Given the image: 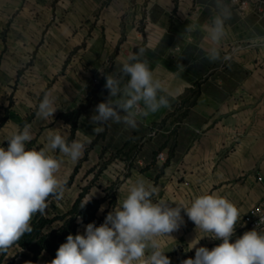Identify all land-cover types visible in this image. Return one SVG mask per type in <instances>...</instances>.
Listing matches in <instances>:
<instances>
[{
    "label": "crops",
    "instance_id": "0c3cea01",
    "mask_svg": "<svg viewBox=\"0 0 264 264\" xmlns=\"http://www.w3.org/2000/svg\"><path fill=\"white\" fill-rule=\"evenodd\" d=\"M210 4L0 0V146L7 148L6 139L25 124L31 126L30 149L44 146L50 128H60L69 142L91 140L74 163L52 153L63 161L58 177L65 192L59 201L49 198L46 216L71 211L87 186L79 203L92 197L85 206L93 205V216L84 220L78 215L82 223L77 217V234H84L87 224L104 222L130 182L143 177L158 189L154 201L187 203L211 192L227 197L241 213L232 242L253 230L243 218L264 199V0H235L219 45L220 59L214 62L201 48L202 26L211 22ZM188 24L201 30L188 33ZM140 48L145 49L142 59L163 82L169 106L139 120L135 129L108 121L101 135L95 133L91 117L109 95L104 73L119 77L121 61ZM94 77L102 82L90 97ZM45 95L58 108L47 120L36 116ZM131 148L134 164L117 152ZM160 150L167 153L165 164L153 161ZM104 153L115 156L98 170ZM181 215L184 224L171 233L174 239L162 240L171 264L194 258L190 243L197 231V239L206 235L196 231L183 211ZM257 231L264 232V227ZM221 242L205 236L196 247L212 249ZM34 255L16 244L0 255V264H49L55 258L46 249L35 261Z\"/></svg>",
    "mask_w": 264,
    "mask_h": 264
},
{
    "label": "clouds",
    "instance_id": "9594fccd",
    "mask_svg": "<svg viewBox=\"0 0 264 264\" xmlns=\"http://www.w3.org/2000/svg\"><path fill=\"white\" fill-rule=\"evenodd\" d=\"M235 0H211V22L202 26L205 32L201 45L209 61L220 59L219 45L227 35L226 22L232 18ZM201 30L198 24H188L185 31ZM140 48L121 61L120 76L104 73L108 98L96 105L91 122L94 132L103 130L108 121L123 123L131 129L139 120L169 106L163 82L157 78ZM126 78V79H125ZM58 108L54 98L45 95L36 110L38 118H53ZM69 127V126H63ZM31 126L18 127L0 146V255L32 232L31 221L37 213L46 214L49 198H63L65 185L58 177L63 161L52 153L57 151L73 163L78 161L91 140L73 139L69 142L58 129H49L44 146L28 148L32 141ZM158 189L143 177L130 182L126 195L108 212L99 226L95 222L85 226L84 234H69L55 258L49 264H171L162 243L174 239L171 233L184 224L183 211L206 235L190 243L195 257L182 264H264V232L256 229L245 232L232 242L238 221L239 208L227 197L216 192L194 197L190 202L154 201ZM92 197L84 202L83 208ZM105 206H100V212ZM82 223V218L78 217ZM208 236L222 241L212 249L196 247Z\"/></svg>",
    "mask_w": 264,
    "mask_h": 264
},
{
    "label": "trees",
    "instance_id": "16d2710c",
    "mask_svg": "<svg viewBox=\"0 0 264 264\" xmlns=\"http://www.w3.org/2000/svg\"><path fill=\"white\" fill-rule=\"evenodd\" d=\"M87 186L83 188L78 199L75 201L74 206L71 211L61 215H55L53 217H48L46 215H41L39 213L31 221L32 232L26 233L17 244L29 248L34 251L35 255L33 261L37 258L39 253L46 249L54 257L58 247L66 242V237L69 234H77V217L82 214L84 220H90L93 216L91 211L88 215L86 213L87 206L80 208V200L85 195ZM56 220H62L63 222L58 226L54 227L53 223Z\"/></svg>",
    "mask_w": 264,
    "mask_h": 264
},
{
    "label": "built area",
    "instance_id": "2783aa9c",
    "mask_svg": "<svg viewBox=\"0 0 264 264\" xmlns=\"http://www.w3.org/2000/svg\"><path fill=\"white\" fill-rule=\"evenodd\" d=\"M98 77H95L93 79V82H99ZM167 156L164 154V152H161L157 156L158 162L165 161ZM261 178V177H260ZM244 222L245 224L251 228L259 230L264 227V199L260 200L259 202L251 205L247 212L244 215Z\"/></svg>",
    "mask_w": 264,
    "mask_h": 264
},
{
    "label": "rangeland",
    "instance_id": "374dc122",
    "mask_svg": "<svg viewBox=\"0 0 264 264\" xmlns=\"http://www.w3.org/2000/svg\"><path fill=\"white\" fill-rule=\"evenodd\" d=\"M95 78V77H94ZM93 78V79H94ZM101 82H102V80L101 79H99V82H96V83H94V82H92V84H93V88L90 90L91 92H90V94H89V96L91 97L92 96V94L94 95V94H96V90H95V86H97L98 84H101ZM94 91H95V93H94ZM97 95V94H96ZM106 96V95H105ZM84 107H85V105H84ZM76 115V112L74 111V116ZM101 133L102 132H100V135H101ZM139 144H140V142H138ZM138 143H137V148L139 147L138 146ZM118 152V155H122L123 157H125V159L127 160V162H128V164H134V162H133V159H134V151H132V148L131 149H128V150H126V151H122L121 152V150H118L117 151ZM161 152H164L163 150H160V151H158V152H156L155 154H154V156H153V161H158L157 160V156H158V154L159 153H161ZM117 154V153H116ZM164 154L167 156V153L166 152H164ZM115 156V154L114 153H107V154H102V157H101V160H100V167L98 168V170H100L101 168H102V166L106 163V162H108L109 160H111L113 157ZM168 157V156H167ZM167 161V158H166V160L165 161H163V163H161V164H165V162ZM113 189H114V186H112V188L110 189V192H112L113 193ZM81 206V205H80ZM91 207H93V205H89V208H87V210H86V213L89 215L90 214V209H91ZM81 208V207H80Z\"/></svg>",
    "mask_w": 264,
    "mask_h": 264
}]
</instances>
